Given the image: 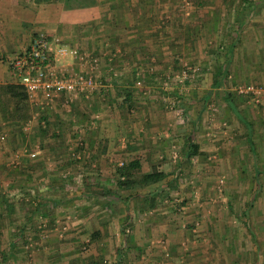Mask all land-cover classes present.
I'll return each instance as SVG.
<instances>
[{"label":"rangeland","instance_id":"374dc122","mask_svg":"<svg viewBox=\"0 0 264 264\" xmlns=\"http://www.w3.org/2000/svg\"><path fill=\"white\" fill-rule=\"evenodd\" d=\"M33 1L35 2L26 0L31 5ZM53 1V7L61 9L64 1ZM195 1L160 0V10L167 6L176 14L182 9L183 15L168 17L162 16L160 12V18H153L152 37H160V49L147 54L145 62L148 66L143 65L139 70H135V73L127 68L121 69L124 64L119 63L128 60L124 59L125 55H116L110 44H106L109 41L108 36L104 39L93 36L97 33L96 22L99 19L104 22L107 30L117 24L122 26L135 20L126 17V6L120 5L122 1L113 3V10L110 8V2L102 1L95 8L82 7L61 12L63 29L66 32L75 29L76 35L73 40L70 36L71 42H68L65 39H68L69 35L66 36L65 32L63 39L85 55L81 63L86 64L89 69H95L99 65L101 73L98 70L97 74H100V77L111 67L126 71H120L118 79H121L122 75L131 78L130 82L135 87L133 88L139 90L132 108L124 100L130 88L116 90L114 82L110 83L109 88L101 87L95 92L98 89L96 88L94 92L82 95L81 99L67 101L63 97L60 103L57 99L51 108L45 109L37 108L28 98H11L5 92L8 85L6 80L0 82V123L6 121L13 125L14 131L6 135L2 129L0 132V146L6 152L4 157H7L6 162L9 163L5 168L6 172L0 171V264H12L4 257V254L8 255L6 249L10 247L9 241L16 232L23 231L21 223H30L28 218L34 207L33 202L43 199L52 203L57 200L61 205L50 213H39L35 221L41 218L40 215L43 218L35 230L33 226L25 228L26 238L31 237L32 240L16 244L13 249L18 254L24 255L26 251L32 253L34 250L38 257L45 251L52 254L53 258H59L57 261L75 254L79 258V264H146L144 258L137 256L140 249H144V254L156 249L157 253L160 252V264H264V96L240 93L239 96L236 93L240 84L264 87V78L259 75L261 78L257 76V79L255 77L252 80L237 82L235 87L232 83L229 85L233 87L237 98L245 100L241 106V116L248 119L251 128L234 111L226 112L223 109V91L220 88L213 89L214 93L208 101H202L200 97L205 95L212 83L211 79L205 81L203 78L204 63L195 59L198 54L195 49H190V46L183 49L177 46L176 42L174 44V32H168L171 27H175L171 25L172 22H205L204 17L198 16L192 20L189 17L190 6L195 5ZM48 12L50 10H39L38 14L47 16ZM116 14L120 16L115 17ZM53 16L50 12L49 17ZM213 21L215 22L214 19ZM189 29H192V26ZM229 29L232 30L231 27ZM40 31L44 30L38 32ZM83 31H88L91 38L83 35L81 39ZM185 35L187 37V34H180L182 43ZM217 35L220 37L219 33L212 35L213 41ZM227 35L233 40L230 37L232 34ZM176 37L179 36L176 34ZM163 42L168 47H163ZM202 43H199V49L203 46ZM259 52L263 60L264 50ZM115 56L119 58L117 63L110 60ZM215 57L216 50L207 61L208 65L212 62L211 58ZM4 63L8 64L6 61ZM211 68L213 69L212 65L207 71L209 76L212 74L211 78H214ZM91 72L83 73L98 77ZM110 108L115 109L114 112L110 111ZM132 109L137 112L135 121L140 118L141 120L137 121L136 129L127 130L125 117L132 114ZM141 111H145L143 113H146L147 118L138 114ZM43 116H47V119H43ZM106 116L113 118L112 123L115 126L111 137L119 147L115 151L113 162L107 164L115 171L110 173L111 176H104L100 171L103 162L98 163L97 158L94 161L88 160V153L100 148L88 147L84 140L87 139L88 142L89 139L96 138V131L106 120ZM148 118L155 122L151 123ZM157 119L160 122L159 129L154 128H157ZM29 120L32 121L31 126L25 131L24 126ZM142 127L150 134V140L155 141L154 144L157 141H160L162 146L164 144L160 156L155 153L152 156L156 159L143 158L142 172H150L157 166L170 173L167 179L151 185V190H158L160 187V194L153 205L143 199L139 201L136 195L132 199L129 189H119L117 186V167L135 157L125 153L126 148L121 145L130 141V135H134L133 139L138 138L135 141H139L143 133ZM249 132L257 144L253 148L254 153L248 140ZM190 134H195L203 152L189 161V149L184 146L183 139ZM143 138L146 139L144 136ZM32 151L38 153L36 161L29 160L27 156ZM79 155L82 158H78ZM34 165L38 171L44 169L43 172H48L50 176L41 175L34 179L29 172L30 167ZM8 172L9 176L5 177L3 174ZM255 175L260 176L259 182L255 181ZM95 182L116 189V195L111 194V209L99 203V196L93 191L100 189L96 185H102ZM86 188L89 196L85 194ZM15 205L21 208L17 210ZM95 206L97 208L94 210ZM45 217L48 218L47 222ZM97 217L107 222L108 219H115V223L103 227L105 238L102 237L100 242L88 243L89 241L85 240L91 236L94 229L92 225L88 226L87 222H92V218L98 221ZM83 219L87 220L84 223L87 227L82 226ZM156 222L158 225L160 222L159 235L152 229ZM148 224H151L152 228H149ZM36 232L41 233L42 237L44 235L52 238L53 242H35L33 235ZM1 233H7L8 239ZM149 233H153L154 237L147 241L146 235ZM137 235H141V238ZM122 247L124 257L120 260L117 252ZM61 251H64L63 256ZM59 253L60 256H57ZM113 255H116L115 258ZM96 256L99 257L94 261ZM30 258L32 256H28L26 261L30 262ZM40 259L42 258L36 260ZM71 259L73 258L69 260Z\"/></svg>","mask_w":264,"mask_h":264},{"label":"crops","instance_id":"0c3cea01","mask_svg":"<svg viewBox=\"0 0 264 264\" xmlns=\"http://www.w3.org/2000/svg\"><path fill=\"white\" fill-rule=\"evenodd\" d=\"M102 1L110 2V8H112V10H113V5H114L113 3L115 2L119 3L120 1H122L120 5L123 4L122 5L123 7L126 6L124 8L126 17H128L129 19H132V18L135 19V20H131V22L129 21L130 23L126 22V24L122 26L118 24L115 27L112 26L110 27L111 29L109 28V30L106 29L107 27H104L105 26L104 22L102 23L101 20L99 19L96 22L97 23L96 30L98 28L97 33L93 35V36L100 37L103 39L108 36L109 41H107L106 44H110V48L116 52L115 53L116 55L117 54H120V56L125 55L124 59L128 60L124 63H119V65L124 64V68H121V69L124 70L125 68H127L128 71L132 73L133 72L135 73L136 72L135 70L137 69L139 70L140 68H142L143 65L148 66V64L145 62L147 60V54L151 53V51H157L158 49H160V43H159L160 37L158 39L157 38L153 39L152 37V34H154L153 29H151L153 27L152 25L153 18H160V12L162 16H168V17H172V16L181 17V15H183L182 9H180V12L177 11L176 14L174 13L173 10H170L169 7L167 6L163 7L160 10V0H99V3H101ZM195 2H196L195 5L193 4L192 6H190L189 17L191 20L193 18L194 19L197 18L198 16L204 17L205 22H202V23L201 22H197V23L189 22L188 24L184 22H181V23L172 22L171 25L172 26L175 25V27L174 28L171 27V29L168 32H171V33L174 32V39H175L174 44L177 43L178 44L177 46L183 49H188V46H190L189 47L190 49L191 48L195 49L199 54V55L198 54L196 55L195 59L201 63H204L202 64L203 69H204L203 72L205 71L203 78L205 79V81H207L208 79H211L212 83L210 84L208 91L205 92V95L200 97L202 98V101H208L211 95H213L214 93L213 89L215 90L216 88H220L223 91L222 96H221L223 100L222 101L223 109H225L226 112L234 111L236 114H238L241 117V120L248 122L247 118L241 116V112H242L241 106L243 105L242 103H244L245 100L237 98L234 95L235 93L233 91L234 90L233 87L229 85L230 83H232V85L234 84V87H235V84L237 82H244L245 80H252V79H255V77L257 79V76L259 78H261L262 76V79L264 78V59L261 60L262 57L260 56V52H259V51L264 50V20H262L264 18V0H196ZM29 6L34 7V8H31ZM53 6H54V1H50V2L45 1V2L38 3L35 0V2L33 1L31 5V3L26 2V0H0V82L1 81L3 82L6 80L5 82L8 84H17L16 79L13 76V72L10 68L9 62L16 53L25 50L30 45L31 40L34 37V35H37L40 32L46 33L48 37H50L52 40L55 38L59 39L60 42L58 41L59 42L58 44L60 45L64 44L69 47H75L74 45H70L65 41L67 40L68 42H71V40H73V38L76 37L74 33L75 29L74 30L72 29L73 31L70 30L66 32L65 29H63V25H62V17H61L62 13L61 12L63 11L67 12L70 10H65L64 2H63L61 9H55V7ZM95 7L97 6H94L91 8H95ZM85 9H90V8H85ZM39 10L40 11L50 10L51 15H54V16L50 18L49 17L50 12H48L47 16L45 14L44 15L45 17L43 15L40 16V14H38ZM118 12L121 14L120 11ZM98 15L100 16V13H98ZM117 16H120V15L116 14L115 17ZM213 19L215 20V22L213 21ZM55 22L59 24L56 25ZM191 26H192V29H189V27ZM102 27L104 29H101ZM229 27H231L232 30H230ZM218 29H220V31H218ZM39 30H44V31L38 32ZM65 32L67 33V35L65 34ZM159 32H160V27H159ZM214 33H219L220 37L219 35H217L216 39L213 41L212 35ZM229 33L232 34L230 35V37L233 40H231L228 37L229 35L227 34ZM64 34L66 36L69 35L68 39H65V40L63 39ZM176 34L179 37H176ZM180 34H187V37L186 35L185 37H183V43L181 40L182 36H180ZM83 35H88L89 37L90 33L88 31H83V34L80 36V38ZM70 36H71V40L69 38ZM198 38L200 39V41H197ZM103 39H100V40L102 41ZM187 39L189 42L187 41ZM201 42H203L201 44L203 46L200 47L199 49L198 45H200L199 43ZM196 43H197V46H196ZM162 44H163V47L165 48L168 47V45H165L164 42ZM216 47L217 49H215ZM214 50H216V57L214 59L211 58L212 64L209 63L208 65L207 61L212 56V52ZM79 51L81 52L80 49ZM9 54H11V56H9ZM205 57L207 58L205 59ZM201 58L203 59V61ZM256 58H258V60H255ZM117 59L119 60V58L118 57L116 58L115 56L114 59L111 58L110 60L111 61L114 60L113 63L114 62L117 63ZM5 61L8 62L7 65H5L4 63ZM81 62L83 61L80 58L72 56V55H68L67 57L61 58L59 61H57V67L65 71H68V72H75V71L76 72L78 71L91 72L92 71L94 74L98 76L97 77L98 81L101 82L98 89L95 92L99 91L101 87L109 88L110 83L112 82H114L113 85L115 87L114 89L116 90H121L122 88L129 87L130 89L128 90V93L130 92L131 95L130 97L129 96L128 97L130 98V100L127 98L126 95L124 97L125 98L124 100L129 104L130 108L133 107V102H135V99L137 98L139 94L138 93L139 90L134 89L135 87L133 86V83L130 82L131 78L129 79V77H124L122 75L121 79L120 78L118 79V76H120L119 73L120 71H122L121 69H118L116 67L114 68L111 67L110 69L107 70L105 74L102 75L103 79H101L102 76L100 77L99 76L100 74H97L99 70V65L96 66L95 69H92L93 67L89 69V67L86 64L81 63ZM158 64L160 65V62ZM210 65H212L213 67V69L211 68L210 70H213L214 78H211L212 74H211V77L208 74ZM122 72L126 73V71H122ZM7 73L9 74V76H6ZM99 73H101L100 70H99ZM138 73L139 71L136 74ZM111 77H115V79L112 80ZM102 81L104 85H102ZM214 82H219L220 85L219 84L215 85ZM226 92H231L232 95L234 96V104L236 106V109L233 103H230L229 100L226 98ZM236 93L237 95H239L238 92ZM63 97L64 96H61L58 98L59 103L61 102ZM11 98L16 99L12 96ZM190 102L194 103V101H190ZM114 110L115 109L110 108V111L114 112ZM131 112L132 114L130 113L129 116L125 117L126 118L125 124L127 125L126 126L127 130H132L134 128L136 129L137 121L141 120L140 118V119H136L135 121L134 117L137 112H135L134 109H132ZM143 112L145 111L138 112V114L146 117L145 116L146 113H143ZM149 120L151 123L155 122L152 120V118H150ZM112 122H113V118H110V116L108 117L106 116V120H104L100 124L98 130L96 131L97 132L96 138L94 137V138L89 139L88 140L89 143L87 142V139H84L86 140L85 142L86 146L88 147L92 146V148L93 147L100 148V150L97 149L93 151V153L89 152L87 158L89 161H94L97 158L98 163L103 162V166H100V171L103 172L104 176H107V175L109 176L112 171L115 172L114 169H111V166L110 165L108 166L107 164L108 162L110 163L113 162L114 156L116 154L115 151L118 150L119 148L117 147V143L114 140V138L111 137L113 135L112 133L114 132V126H115V124H113ZM12 126L13 125H9L8 123H6V121L0 123V132L2 129V131H4V135L13 133L14 131H13ZM156 126L157 128L154 127L155 129L160 128V122L158 119L156 121ZM141 131L143 133L141 135V138H139V141H135V140H138V138L133 139L134 135L133 136L130 135V137H128V140L130 141H127V144H123L121 145V147L126 148L124 149L125 153H128V155L130 156L133 155L135 156L134 159H139L141 161V169H142L143 168L142 166L143 158L148 160L149 158H152V159L155 158V157H152L155 154L160 156V151H161V148L164 146V144L162 146L160 141H157L154 144L155 141L150 140V137H149L150 134L145 130V127H142ZM249 134L251 133L249 132ZM4 135H2V138L4 137ZM190 135L195 139V134H190ZM143 136L146 137V139H144ZM188 136L189 135L185 136V139H183V144L185 147H187L188 145L186 143ZM251 140L254 142L255 145H257L256 141H254L253 138ZM195 141L199 143L196 139ZM253 150L252 152L254 153L255 151ZM156 151L158 152L156 153ZM201 152H203V148L201 147V144H200V153ZM5 154L6 152L3 151L2 147L0 146V166H2L0 167V171L3 170L4 172H6L5 171L6 166L7 165L9 166V163L6 162L7 157L6 158L4 157ZM22 156L24 155L22 154ZM27 156L29 157V160L36 161L35 159L37 157L32 158L29 156V154ZM195 157H198V156L195 155L192 157V159L194 160ZM78 158H82L81 155H79ZM159 158L160 157H158V159ZM43 171L44 169L41 171H38L36 165H34L33 167H30V170H29V172L32 174L34 179L41 177V175L46 176V177L50 176L48 172L46 171L43 172ZM142 171L143 170H141V172ZM143 173H146V172H143ZM8 174L9 172L3 175L6 177ZM95 184H101V183L95 182ZM101 185L102 187L99 185H96L100 187V189L96 188L97 191H93V192H96L95 194L99 196L98 198L100 200L99 203L106 205L107 208L111 209L110 207L113 205L111 194L115 193L116 195V191H115L116 189L105 187L103 186V184ZM129 190L132 192L130 195H136V193L138 192L141 193V195H136L139 198V201L143 199L147 201L148 204L150 205L156 202V199L158 198L157 196H159L160 194V187L158 188V190H154L153 188L151 190V186H148L144 189L134 188V189H129ZM85 192H86L85 194L88 195L87 188ZM154 194L156 196L155 200L152 199ZM33 204H34V207L31 209V212L28 218L30 223H28L27 221H24L23 223H21L23 231L21 230L22 232H19V233L16 232L15 235H13V239L9 241L10 247L6 249L8 252V255L4 254V257L7 259V261L12 262V264H16V262L17 264L18 263H21V264L23 263L25 264H79V258L76 257L75 254L70 255V256H65V258L63 257L64 258V260L62 259L63 261L62 260L57 261L59 260V258H56V259L53 258L52 254H49L48 252L46 253L45 251H44V254L39 255V257L36 255L35 253L36 251L34 250L32 253H29L26 251V254L24 253V255L18 254L15 252L13 247H15L16 244H19L25 240L26 241L32 240L31 237L26 238L25 228L33 226V229L35 230L38 222H40V219L43 218L40 215L39 217L41 218L38 221H35V218L38 217V214L41 212L45 214H47L48 212L50 213L54 208L59 207L61 205V202L59 203V201L54 200L52 203L50 200L48 201V200L43 199V200H39L38 202L34 201ZM15 207L14 208L17 210L21 208V207H18L17 205H15ZM95 208L97 207L95 206L94 210ZM92 219H93L92 222H89V221L87 222L86 219H83V224L87 222L88 226L92 225L94 229L93 232L99 231V233H101L100 238L97 240H94L98 243L102 240V237L105 238V236H103V233H102V231H104L103 227L110 226V223L112 224L115 223V219H112V221L111 219H108V222L103 220V218L101 217L98 218V221L95 218H92ZM45 220L47 222L48 218L45 217ZM49 222L52 223L53 221H49ZM87 225L84 224L82 226L87 227ZM150 225L151 224H148L147 226L150 228L151 227ZM152 226L154 227L153 228L151 227V228L154 231H157L156 235H159L160 234V222H159V225H158V222H156ZM129 227H130V224H129ZM1 235H4L8 239L7 233H4V234L1 233ZM33 236L35 238V242L39 240L43 242L44 244L48 242L49 243L53 242L52 238L48 236L46 237L44 235L42 237L41 233L36 232L34 233ZM53 236H57V235L53 234ZM5 237L3 240H5ZM90 237L86 238L85 241L86 242L90 241L89 240ZM137 237L141 238V235H137ZM146 237H147V241L149 239L151 240V237H154V234L149 233L146 235ZM72 240L74 239L72 238ZM136 241H139V240H136ZM141 241L143 240L141 239ZM158 242H160V240ZM141 246L142 248H146V247H143V245ZM35 247H37V245H35ZM119 250L117 254L121 255ZM63 252L64 251H61L62 256H63ZM133 252H134V249H133ZM28 256H32V258H30V262L26 261ZM57 256H60V253ZM115 256L116 255H113L114 258ZM137 256L138 257L141 256L142 258H144L143 260H144V263L146 264H160V262H158V260L160 261V252L157 253L156 249L153 252L151 251V253H145V254H144V249H140V252ZM8 257H11V258L8 259ZM98 257L99 256L94 257L95 258L94 261H97L96 259ZM122 257L124 256L123 255L120 256V260H122ZM37 258H42V259H40V261L39 260L37 261L36 260ZM70 258H73V259L69 260ZM93 263L98 264L96 262H93Z\"/></svg>","mask_w":264,"mask_h":264},{"label":"built area","instance_id":"2783aa9c","mask_svg":"<svg viewBox=\"0 0 264 264\" xmlns=\"http://www.w3.org/2000/svg\"><path fill=\"white\" fill-rule=\"evenodd\" d=\"M58 41L40 32L25 50L16 53L9 62L17 84L23 86L29 101L39 109L51 108L60 96L69 101L88 95L100 85L90 73L68 72L57 67V61L68 55L85 59L78 48L60 45ZM236 90L242 95L264 96V87L253 84H240ZM31 122L26 123L25 131L29 130ZM28 154L35 158L38 153L32 151Z\"/></svg>","mask_w":264,"mask_h":264},{"label":"trees","instance_id":"16d2710c","mask_svg":"<svg viewBox=\"0 0 264 264\" xmlns=\"http://www.w3.org/2000/svg\"><path fill=\"white\" fill-rule=\"evenodd\" d=\"M50 2L53 0H36V2ZM64 1V8L65 10H71L76 8H88V7H94L97 6L99 3V0H63ZM221 81V80H220ZM214 84H219V82H214ZM5 92L12 97L16 99H24L27 100L28 96L25 92L23 86L19 84H8L5 87ZM130 92L126 94L127 98L130 100ZM129 96V97H128ZM226 98L229 100L230 103H233L235 109L236 106L234 104V96L231 92H226ZM43 119H47L46 116L42 117ZM249 127L251 128L252 125L247 122ZM251 130V129H250ZM45 132V130H43ZM251 133V132H250ZM248 139L251 143L252 150L256 146L252 139V133L248 135ZM187 149V160H191L193 156L200 154V144L195 141V139L189 135L186 140ZM116 175H117V186L119 189H144L148 186H151L153 184L159 183L165 179L168 178L170 173L160 170L157 166H154L150 172L143 173L141 172V161L139 159H134L129 161L128 163L123 162L120 166L116 169ZM255 181L259 182L260 176L255 175ZM136 195H141V193H136ZM134 195H131V198H133ZM153 200L156 199V196L152 197ZM154 204V203H153ZM152 204V205H153ZM101 236V233L99 231H95L91 234L90 241L88 243L93 242L94 240L99 239ZM87 244V243H86ZM88 245V244H87ZM90 245V244H89ZM123 247L119 250L121 253L120 256L123 255Z\"/></svg>","mask_w":264,"mask_h":264}]
</instances>
